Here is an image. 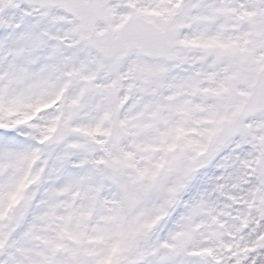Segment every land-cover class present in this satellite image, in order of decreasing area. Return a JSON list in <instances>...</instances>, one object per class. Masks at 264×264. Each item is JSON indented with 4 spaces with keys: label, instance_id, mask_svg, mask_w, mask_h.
I'll return each instance as SVG.
<instances>
[{
    "label": "snow or ice",
    "instance_id": "6c2138e0",
    "mask_svg": "<svg viewBox=\"0 0 264 264\" xmlns=\"http://www.w3.org/2000/svg\"><path fill=\"white\" fill-rule=\"evenodd\" d=\"M0 264H264V0H0Z\"/></svg>",
    "mask_w": 264,
    "mask_h": 264
}]
</instances>
